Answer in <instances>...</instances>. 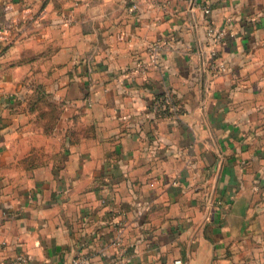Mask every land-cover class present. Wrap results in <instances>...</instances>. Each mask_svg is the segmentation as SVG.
Instances as JSON below:
<instances>
[{"label": "crops", "instance_id": "1", "mask_svg": "<svg viewBox=\"0 0 264 264\" xmlns=\"http://www.w3.org/2000/svg\"><path fill=\"white\" fill-rule=\"evenodd\" d=\"M20 255L264 264V0H0V264Z\"/></svg>", "mask_w": 264, "mask_h": 264}, {"label": "built area", "instance_id": "2", "mask_svg": "<svg viewBox=\"0 0 264 264\" xmlns=\"http://www.w3.org/2000/svg\"><path fill=\"white\" fill-rule=\"evenodd\" d=\"M135 4H133V7ZM204 13L206 15V19L208 22V27H207V34L208 37L210 38L212 43H216L220 36H221V31H217L212 23V21L209 18V13L210 9L208 7L204 8ZM74 20V17L71 14H64L63 15V22L64 23H70ZM168 47V43L164 40L157 39L151 42L147 48H146V54H147V59L146 60H139L135 63V67L132 69L133 71L140 72L141 74H144L147 69L153 65H157L160 58L162 57L163 53L165 52L166 48ZM211 54L213 57L216 56L217 51L212 48L211 49ZM217 68L220 70L224 69L223 64L219 63L217 65ZM153 109L156 110V112L161 115V116H169V117H175L178 113V105L175 102L174 97L172 96L171 93L165 92L162 95L158 96L157 98L154 99L153 101ZM117 244L120 243V239L118 238L116 241ZM123 249H121L122 251ZM18 264H21L22 262L26 261V257L23 255L18 256L17 258ZM84 261V260H83ZM82 260L79 259H74L70 262V264H82ZM181 259H175L173 261V264H180ZM39 264H45L44 262L39 263ZM116 264H123L122 261H119Z\"/></svg>", "mask_w": 264, "mask_h": 264}, {"label": "rangeland", "instance_id": "3", "mask_svg": "<svg viewBox=\"0 0 264 264\" xmlns=\"http://www.w3.org/2000/svg\"><path fill=\"white\" fill-rule=\"evenodd\" d=\"M29 111H32L33 117L36 118L34 128L43 130L44 133H49L53 128V120L63 114V110H58L52 107L51 101L46 97H41L30 105ZM65 126L62 127V131ZM61 146L64 147L67 144L66 140H61Z\"/></svg>", "mask_w": 264, "mask_h": 264}]
</instances>
